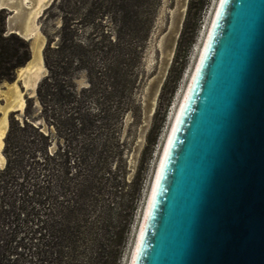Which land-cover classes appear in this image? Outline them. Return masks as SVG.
<instances>
[{"label":"water","instance_id":"water-1","mask_svg":"<svg viewBox=\"0 0 264 264\" xmlns=\"http://www.w3.org/2000/svg\"><path fill=\"white\" fill-rule=\"evenodd\" d=\"M187 3L169 30L167 65ZM134 264H264V0L221 2Z\"/></svg>","mask_w":264,"mask_h":264},{"label":"rangeland","instance_id":"rangeland-1","mask_svg":"<svg viewBox=\"0 0 264 264\" xmlns=\"http://www.w3.org/2000/svg\"><path fill=\"white\" fill-rule=\"evenodd\" d=\"M204 1L194 0L193 7L189 10L190 0H188L178 39V45L181 42L180 52L176 53L177 45L172 62L167 65L165 53L169 45L172 44V36L175 35V32L169 33V30L175 28L182 0H48L36 19L40 37L45 42L42 49L44 70L36 89L32 87L26 89L23 77L18 76L19 68L27 65L33 57L34 39L24 37L15 29L23 22L25 15L19 13L17 16L11 8H0V65L1 72L7 76L0 80V105L6 103L7 92L11 84L17 82L24 91L26 105L22 112L10 111L8 118L9 127L11 123L14 125L11 137L13 138L12 144L16 143L14 150H17V156L15 158L22 157V153H24L26 154L23 155L24 160L27 159L28 153L43 148L44 143L30 127L20 130L19 125H23L24 120H27L29 123L39 126L45 134H50V151L57 152L56 157H59L60 153H63L67 148V141L70 138L67 126L70 121L67 118L72 113L70 106L74 108V106L64 103L67 98L62 94L67 95L69 89L74 85L78 93L90 85L87 71L82 69L83 67L78 62L85 60V63H89L88 65L91 67H103L107 61L113 58L114 54L108 51V58H105L101 51L105 52L112 48L110 41L114 42L120 31H124V42L128 43L129 41L130 43L129 37H131L132 31H128L127 25L123 23V16L139 15V20L142 21L141 27L139 26V30L137 29L139 32L133 33L137 35V38L134 36L135 41L131 42L142 47L141 58L134 68V73L137 76L136 88L133 93L127 94L124 98L127 111L122 119L112 120V133L108 129H101V132L98 131L99 137L97 138L101 139L100 141H103L104 144H108L107 155L109 158L107 161L111 164L114 174L106 187L112 190L117 189L120 196L117 198L118 203L114 206L115 212H120L121 216L118 221L117 244L118 238L124 233L126 243L119 264H128L130 260L159 157L165 145L174 113L194 70L208 22L217 2V0H207L201 14H198ZM31 4L32 0H25V8L22 9V12L26 13V7ZM189 11L190 15H188ZM147 30L149 32L146 36ZM14 36L19 39L13 38ZM48 43L51 47L50 59L56 66L54 72L57 73L56 82H54L55 94L49 99L47 105L53 107V115L51 114L50 117L45 114L46 111L48 114L50 112L48 109L45 110V104L41 102L37 92L39 84L50 72L45 63V51H47ZM26 45H28L30 56L24 64L14 68L10 64L1 62L3 57L8 58L5 48H10L12 53L17 50V55L12 57L15 61L20 59ZM58 47L61 48L59 51L56 49ZM162 74L165 79L156 108L153 113H149L150 90ZM94 81L99 84L96 88L98 89L108 80L101 79L99 76V78L94 77ZM84 95L81 102L76 105L81 109V112L88 111V109L98 111L101 102L103 106L104 102L110 103L109 106L113 108L117 100L115 98L108 102L104 101L101 99L100 90L95 94L85 92ZM26 106H28L27 112ZM14 121H16L15 124ZM92 126L90 129L88 126L86 135L80 138L84 141V146L87 147L92 142L101 143L99 140H90L91 136L88 133L96 131L94 124ZM98 129L100 130V127ZM13 147L14 145L11 146V148ZM4 148L2 152L5 163L4 166H0V185L1 179L4 178L1 172L7 164ZM79 148L80 146L76 147L78 154L80 153ZM39 157L41 156L39 155ZM51 170L60 179L62 178L60 164H54ZM138 173L144 176L143 188L134 213L130 217L137 187L135 176ZM106 196L103 197L106 199ZM128 218L130 219L128 220ZM127 222H130L128 229L125 227ZM114 249H116V245ZM112 255H114V251Z\"/></svg>","mask_w":264,"mask_h":264},{"label":"trees","instance_id":"trees-1","mask_svg":"<svg viewBox=\"0 0 264 264\" xmlns=\"http://www.w3.org/2000/svg\"><path fill=\"white\" fill-rule=\"evenodd\" d=\"M193 2L194 0H190L189 10L192 9ZM206 2L207 0L202 3L198 14H201ZM123 23L127 25L128 31H132L130 43L134 42L137 35L133 33H138L142 25L139 15H125ZM148 32L149 30L146 31V36ZM123 36L124 31H120L117 39L110 41L112 48L101 51L105 58H108V51L114 54L103 67H91L85 60L78 62L87 71L90 85L82 89L81 93L77 92L74 85L67 95L62 94L67 98L64 103L74 108L70 106L72 113L67 118L70 121L67 125L70 136L67 148L59 157H56L57 152L50 151V134H45L39 126L24 120V124H18V128L26 130L30 127L43 140L44 145L43 148L28 153L25 160L24 153L22 157L15 158L17 150H14L16 143L12 144L14 125L11 123L4 148L7 164L1 172L4 178L0 185V264H119L126 243L124 233L118 238L117 244L118 221L121 216L120 212H115L114 206L118 203L119 192L106 187L114 174L107 161L108 144L97 138L101 129H108L112 133V120L122 119L127 111L124 98L136 88L134 68L141 58L142 47L130 44L129 41L125 43ZM13 38L16 39L17 36ZM180 43L177 54L180 52ZM46 49L45 63L50 72L39 84L37 92L41 102L45 104V110L50 112L48 114L46 111L45 114L50 117L53 115V107L47 105L55 94L57 73L54 72L56 66L50 59L49 43ZM56 49L59 51L61 48ZM5 50L8 58L1 57V62L14 68L24 64L30 56L28 45L24 46L20 59L15 61L12 57L17 55V50L13 53L8 47ZM99 76L108 81L96 89L99 84L94 81V77ZM5 77L7 76L1 72L0 65V80ZM99 90L104 101L117 99L113 108L106 102L104 106L100 103L98 111L88 109L81 112L76 107L85 92L95 94ZM27 109L28 106L26 112ZM93 124L96 131L94 129L95 132L88 133L93 137L90 140H99L101 143L92 142L87 147L80 138L86 135L87 127L90 129ZM77 146H80L79 154L76 152ZM54 164L62 166L61 179L51 170ZM135 179L137 187L130 217L139 200L144 176L138 173ZM104 195H107L106 199ZM129 224L127 222L126 229ZM114 243L116 249L113 250Z\"/></svg>","mask_w":264,"mask_h":264},{"label":"bare ground","instance_id":"bare-ground-1","mask_svg":"<svg viewBox=\"0 0 264 264\" xmlns=\"http://www.w3.org/2000/svg\"><path fill=\"white\" fill-rule=\"evenodd\" d=\"M24 1L25 0H0V8H11L13 9L14 14L17 16H19V13H22L20 15H23V14L25 15L23 22L20 24V26H16L15 29L20 34H22L24 37L29 38V39H34L33 46H32L33 57L27 65L19 68L18 76L23 77L26 89H29L30 87L34 89L37 86L39 80L41 79L42 77L41 75L44 70V65H43L44 59H43L42 49L45 43L40 37L39 25L37 24L36 19L41 13L43 6L47 3L48 0H32V4L26 7L27 9L26 13L22 12V9L25 8ZM221 2L222 0H217V2L215 3V7L212 11L211 18L208 22V25H207L208 27L205 32L201 48L199 49V54L196 60L194 70L189 78L188 84L184 90V93L181 97L179 105L174 113L172 123L169 128L166 140H165V145L162 149V152L159 157V161H158V164H157V167H156L153 179H152L150 193L148 195L146 207L142 215V219L140 221L137 239H136V242H135V245H134V248H133L128 264H134L135 262L138 247H139L142 233L145 227V223L147 220L151 202H152V199L155 193V189L158 183V179H159V176H160V173H161L164 161H165V157L167 155L174 131L176 129L181 113L185 106L186 100L188 98L189 92L191 90V86L193 84L201 58L204 54V50L206 48L209 36L211 34V31H212V28L215 22V18L219 11ZM171 54H172L171 50H167V52L165 53L166 58L170 59ZM7 93H8V98L6 100V103L4 105H0V111L2 110L1 111L2 116L0 119V166H4V163H5V157H4L2 150L4 148V144H5L4 139L7 134L8 127H9L8 114L10 111H16V110H19L22 112L26 105L25 98H24V91L20 88L17 82L11 84V87L10 89H8ZM155 100H156V94L153 99V104L155 103Z\"/></svg>","mask_w":264,"mask_h":264}]
</instances>
